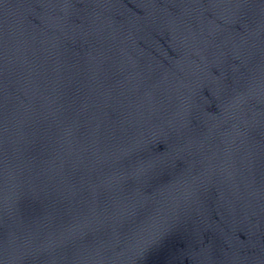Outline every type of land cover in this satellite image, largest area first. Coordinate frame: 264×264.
Segmentation results:
<instances>
[{"label": "water", "instance_id": "obj_1", "mask_svg": "<svg viewBox=\"0 0 264 264\" xmlns=\"http://www.w3.org/2000/svg\"><path fill=\"white\" fill-rule=\"evenodd\" d=\"M0 264H264V0H0Z\"/></svg>", "mask_w": 264, "mask_h": 264}]
</instances>
